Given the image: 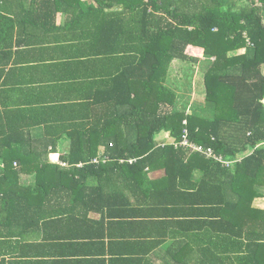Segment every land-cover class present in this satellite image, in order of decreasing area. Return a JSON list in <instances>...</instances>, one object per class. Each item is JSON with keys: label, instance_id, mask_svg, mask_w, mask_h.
Instances as JSON below:
<instances>
[{"label": "trees", "instance_id": "1", "mask_svg": "<svg viewBox=\"0 0 264 264\" xmlns=\"http://www.w3.org/2000/svg\"><path fill=\"white\" fill-rule=\"evenodd\" d=\"M66 7L73 11H64L65 26L82 42L64 52L81 46L82 57L98 60L91 97L64 112L67 124L46 126L50 134L67 130L65 165L49 158L59 140H0V154L11 153L2 158L0 184L101 198L107 184L155 183L152 170L163 169L158 181L167 182L196 173L194 184L173 185L193 197L198 250L210 264H264V209L252 206L264 196V0H0V51L14 33L29 31L20 21L53 22ZM176 64H195L201 75L204 103L191 111L166 82ZM184 128L232 163L175 146ZM161 132L172 141L158 139ZM99 154L107 160L91 163Z\"/></svg>", "mask_w": 264, "mask_h": 264}, {"label": "crops", "instance_id": "2", "mask_svg": "<svg viewBox=\"0 0 264 264\" xmlns=\"http://www.w3.org/2000/svg\"><path fill=\"white\" fill-rule=\"evenodd\" d=\"M64 11L73 8L57 12L53 22L20 21L29 31L14 33L11 47L0 51V140H59L49 155L55 163L70 137L63 127L50 134L46 126L67 124L64 112L90 99L88 82L99 65L96 57H82L81 46L73 48L79 54L64 52L82 42L80 31L65 26ZM53 44H62L61 52ZM157 138L172 141L166 132ZM10 155L0 154V168ZM163 174L149 172L155 183L107 184L101 198L65 188L50 192L45 184H0V264H210L196 247L193 197L173 185L194 184L196 173L185 181H158ZM252 206L264 209V196Z\"/></svg>", "mask_w": 264, "mask_h": 264}, {"label": "rangeland", "instance_id": "3", "mask_svg": "<svg viewBox=\"0 0 264 264\" xmlns=\"http://www.w3.org/2000/svg\"><path fill=\"white\" fill-rule=\"evenodd\" d=\"M172 68L174 69L167 76L166 82L171 85L176 92L181 94L182 100L187 101V105L204 103L201 75L197 70V66L194 64L188 67L186 65L176 64L173 65ZM177 70H179V73L181 72L180 75H177L179 74L176 73ZM188 108H191V105ZM64 146L66 147V145Z\"/></svg>", "mask_w": 264, "mask_h": 264}, {"label": "built area", "instance_id": "4", "mask_svg": "<svg viewBox=\"0 0 264 264\" xmlns=\"http://www.w3.org/2000/svg\"><path fill=\"white\" fill-rule=\"evenodd\" d=\"M183 124H186V121L183 120L182 121ZM213 140V138H212ZM175 146H181L183 148H188L191 151L197 152L201 155H203L206 159L218 162L221 164L222 167H228L232 161L225 159L222 154L217 153L213 150L212 147H205L201 144L195 143L194 141H191L188 139V133H187V129L184 128L182 130V134H181V138L178 142L174 143ZM107 160V156L103 155V154H99L98 156L92 158L91 163L93 164H98V163H104ZM132 160H129V162H131ZM57 163L61 164V165H65V163L58 161ZM78 166H81V163L78 164Z\"/></svg>", "mask_w": 264, "mask_h": 264}]
</instances>
